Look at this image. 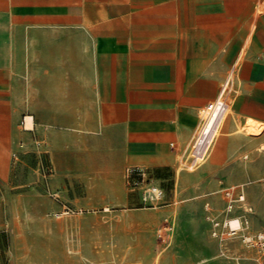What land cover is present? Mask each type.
Segmentation results:
<instances>
[{
    "label": "crops",
    "instance_id": "0c3cea01",
    "mask_svg": "<svg viewBox=\"0 0 264 264\" xmlns=\"http://www.w3.org/2000/svg\"><path fill=\"white\" fill-rule=\"evenodd\" d=\"M224 124L229 166L264 135L237 132L264 127V0H0V177L23 133L57 173L109 181Z\"/></svg>",
    "mask_w": 264,
    "mask_h": 264
},
{
    "label": "rangeland",
    "instance_id": "374dc122",
    "mask_svg": "<svg viewBox=\"0 0 264 264\" xmlns=\"http://www.w3.org/2000/svg\"><path fill=\"white\" fill-rule=\"evenodd\" d=\"M233 80L225 94L232 109ZM225 124L201 166L183 164L202 144L192 141L197 126L184 146L174 142L171 164L143 167L137 186L127 182L124 170L107 175L109 181L59 174L46 142L23 133L8 173L0 177V264H264V255L239 236L223 230L214 235L207 218L206 201L222 218L227 209L221 189L240 186L253 209L236 206L229 215L248 219L245 231L264 230V127H238L243 136L263 137L244 139L225 166L227 158L218 157ZM20 129L25 131L24 123ZM151 185L163 189L162 199L143 200L142 186Z\"/></svg>",
    "mask_w": 264,
    "mask_h": 264
},
{
    "label": "built area",
    "instance_id": "2783aa9c",
    "mask_svg": "<svg viewBox=\"0 0 264 264\" xmlns=\"http://www.w3.org/2000/svg\"><path fill=\"white\" fill-rule=\"evenodd\" d=\"M230 78L228 77L222 85V92L228 89ZM226 102L221 103V106H225ZM211 107V104L208 105ZM36 140L32 144L38 143ZM211 144L205 142L196 147L192 154H188L183 160L185 166L193 165L195 167L201 166L210 156ZM187 167V168H188ZM145 175V170L142 167H128L125 172L126 180L133 186L139 185V182L135 180L136 176ZM222 198L226 202L227 214L222 218H216L212 213V207L210 201L204 203L205 210L207 212V218L212 222L214 235H219L220 230L226 231L230 236H239L241 242L247 247H253L264 255V230L245 231L248 227V219H242L239 216L229 215L233 209L238 206L246 212H251L252 207L247 205L244 189L240 186H224L221 189ZM142 198L144 201H155L163 198L164 191L157 185H151L141 189ZM242 230H244L242 232Z\"/></svg>",
    "mask_w": 264,
    "mask_h": 264
},
{
    "label": "bare ground",
    "instance_id": "6f19581e",
    "mask_svg": "<svg viewBox=\"0 0 264 264\" xmlns=\"http://www.w3.org/2000/svg\"><path fill=\"white\" fill-rule=\"evenodd\" d=\"M260 148H263L264 149V145L262 144V145H260Z\"/></svg>",
    "mask_w": 264,
    "mask_h": 264
}]
</instances>
